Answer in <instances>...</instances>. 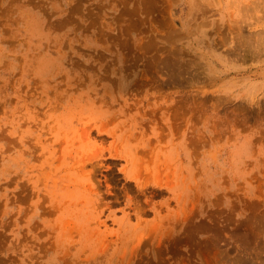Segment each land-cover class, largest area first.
I'll use <instances>...</instances> for the list:
<instances>
[{
  "label": "rangeland",
  "instance_id": "obj_1",
  "mask_svg": "<svg viewBox=\"0 0 264 264\" xmlns=\"http://www.w3.org/2000/svg\"><path fill=\"white\" fill-rule=\"evenodd\" d=\"M237 260L264 264V0H0V264Z\"/></svg>",
  "mask_w": 264,
  "mask_h": 264
},
{
  "label": "bare ground",
  "instance_id": "obj_2",
  "mask_svg": "<svg viewBox=\"0 0 264 264\" xmlns=\"http://www.w3.org/2000/svg\"><path fill=\"white\" fill-rule=\"evenodd\" d=\"M148 8H149V7H148ZM176 108H177V107H176ZM156 110H157V109H156ZM191 141H192V140H191ZM140 171H141V170H140ZM140 171H139V172H140ZM138 174H139V173H138ZM145 179H146V177H145ZM176 216H177V215H176ZM185 217H186V216H185ZM175 218H176V217H175ZM186 218H187V217H186ZM183 220H184V219H183ZM188 220H189V219H188ZM176 222H177V221H176ZM164 223H165V222H164ZM190 223H191V222H190ZM194 224H195V223H194ZM195 225H196V224H195ZM192 227H193V226H192ZM152 229H153V228H152ZM164 236H165V235H164ZM188 238H189V237H188ZM188 238H187V239H188ZM190 238H191V237H190ZM183 241H184V240H183ZM185 241H186V240H185ZM241 250H242V249H241ZM241 254H242V253H241ZM244 256H245V255H244ZM231 259H232V258H231ZM244 259H245V258H244ZM244 259H243L242 261L247 260V259H245V260H244ZM226 260H227V259H226ZM233 262H234V261H233ZM235 262H236V261H235ZM239 262H240V261L237 260V263H239ZM233 264H234V263H233ZM240 264H241V262H240ZM246 264H249V263H246Z\"/></svg>",
  "mask_w": 264,
  "mask_h": 264
}]
</instances>
